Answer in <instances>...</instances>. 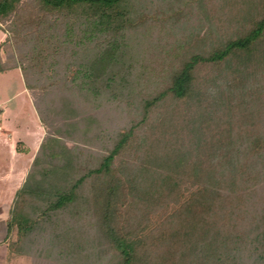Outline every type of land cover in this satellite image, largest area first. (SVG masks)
<instances>
[{
	"label": "trees",
	"instance_id": "trees-1",
	"mask_svg": "<svg viewBox=\"0 0 264 264\" xmlns=\"http://www.w3.org/2000/svg\"><path fill=\"white\" fill-rule=\"evenodd\" d=\"M259 5L0 0V71L21 69L45 127L8 207V251L30 264H264L263 63L223 86L242 51L264 50Z\"/></svg>",
	"mask_w": 264,
	"mask_h": 264
},
{
	"label": "rangeland",
	"instance_id": "rangeland-1",
	"mask_svg": "<svg viewBox=\"0 0 264 264\" xmlns=\"http://www.w3.org/2000/svg\"><path fill=\"white\" fill-rule=\"evenodd\" d=\"M259 9H264V0H260ZM232 24L240 25L236 21H233ZM229 32H233V29H230ZM5 34L2 30L0 31V40L5 37ZM226 35L227 32L221 34L220 41L224 37L227 38ZM259 44L264 46V42ZM193 54L206 55L205 53ZM241 55L242 60L238 57L233 61L232 71L237 73H231L237 74V76L233 81L223 83V86H246V80L250 77L248 74L256 68L255 62L259 60L256 62L258 69L259 63L264 65V50H261V47H257L255 50L242 51ZM1 57L5 58L3 50L1 51ZM260 57H263V60L256 59ZM240 62L246 64L239 68L238 64ZM199 76L205 79H198L197 83L200 87L209 86V81L206 80L207 77L202 73H199ZM257 86H264V84L260 83ZM63 104L68 105L65 102ZM43 127L21 69L13 67L6 71H0V264L31 263L29 258L8 251L3 238L8 207L15 189L23 180L27 166L42 140L45 133V127ZM63 128L69 130L66 125H63Z\"/></svg>",
	"mask_w": 264,
	"mask_h": 264
}]
</instances>
